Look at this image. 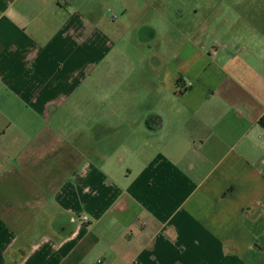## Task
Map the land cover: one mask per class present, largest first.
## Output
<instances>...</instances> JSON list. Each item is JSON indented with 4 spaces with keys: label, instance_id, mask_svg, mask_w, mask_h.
<instances>
[{
    "label": "crops",
    "instance_id": "1",
    "mask_svg": "<svg viewBox=\"0 0 264 264\" xmlns=\"http://www.w3.org/2000/svg\"><path fill=\"white\" fill-rule=\"evenodd\" d=\"M236 4L216 50L172 28L182 47L107 66L99 0H0V122L14 103L48 122L103 63L116 79L75 145L0 127V264H264V0Z\"/></svg>",
    "mask_w": 264,
    "mask_h": 264
},
{
    "label": "rangeland",
    "instance_id": "2",
    "mask_svg": "<svg viewBox=\"0 0 264 264\" xmlns=\"http://www.w3.org/2000/svg\"><path fill=\"white\" fill-rule=\"evenodd\" d=\"M100 12L106 13V19L102 21L101 28L107 33L110 32L108 39L103 48L110 49L107 55L106 65H133L150 63L153 60L155 50L169 49L182 47L184 41L181 36H177L175 40L165 45L161 40L162 36L170 35L172 28L174 32L179 35H184L191 38L197 47L201 48L203 53L209 52L211 49L216 50L220 46L221 23L220 20L225 15H235L234 11L226 12L228 6H236L240 0H145L146 7L142 13H148V18H143V23L155 22L158 23L157 27L158 38L155 41H142L140 39V18L137 17L138 3L140 0H99ZM127 1L129 13L122 15L124 3ZM144 16L145 15L144 13ZM117 19V21H115ZM172 23V24H171ZM195 36H193V35ZM103 45V42H102ZM171 48V49H172ZM176 50V49H175ZM130 55V56H129ZM132 56V58H131ZM96 70H89L88 73L79 77L80 82H76L73 87L69 89L68 95L64 100H57L58 103L49 107L48 122L40 119H35L29 105L17 103L13 104L15 114L13 119H5L0 122V127L12 126L22 132L19 133L21 143H29L31 146L38 148L42 133L51 134V143L59 145L61 141L72 142L75 145L77 129L80 124L82 115H88L92 112L93 99L99 98L108 94L109 88L113 82L106 81L109 78V72L103 68ZM101 70V71H100ZM114 86V84H113ZM68 90V88H67ZM97 105H101L100 103ZM102 106H105L102 104ZM108 107V106H107ZM17 111V112H16ZM30 115V119L26 116ZM7 115V114H6ZM33 117V119H32ZM29 134L30 136H24ZM34 133L37 134V140L32 137ZM60 133L62 136L60 137ZM33 153H36L35 151ZM38 160L35 154L32 156ZM41 169H36L37 182H41L42 176Z\"/></svg>",
    "mask_w": 264,
    "mask_h": 264
},
{
    "label": "trees",
    "instance_id": "3",
    "mask_svg": "<svg viewBox=\"0 0 264 264\" xmlns=\"http://www.w3.org/2000/svg\"><path fill=\"white\" fill-rule=\"evenodd\" d=\"M181 83H182V77H180V78L177 80L176 85L179 86ZM182 92H183V91H181V93H182Z\"/></svg>",
    "mask_w": 264,
    "mask_h": 264
},
{
    "label": "built area",
    "instance_id": "4",
    "mask_svg": "<svg viewBox=\"0 0 264 264\" xmlns=\"http://www.w3.org/2000/svg\"><path fill=\"white\" fill-rule=\"evenodd\" d=\"M64 1H67V0H64Z\"/></svg>",
    "mask_w": 264,
    "mask_h": 264
}]
</instances>
